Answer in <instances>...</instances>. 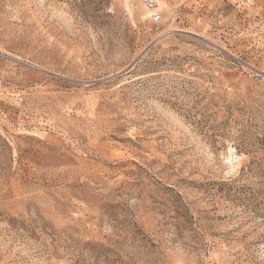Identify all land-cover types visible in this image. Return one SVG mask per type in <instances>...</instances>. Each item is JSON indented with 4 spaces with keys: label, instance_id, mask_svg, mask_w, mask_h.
Instances as JSON below:
<instances>
[{
    "label": "rangeland",
    "instance_id": "374dc122",
    "mask_svg": "<svg viewBox=\"0 0 264 264\" xmlns=\"http://www.w3.org/2000/svg\"><path fill=\"white\" fill-rule=\"evenodd\" d=\"M0 0V264H264V0Z\"/></svg>",
    "mask_w": 264,
    "mask_h": 264
},
{
    "label": "built area",
    "instance_id": "2783aa9c",
    "mask_svg": "<svg viewBox=\"0 0 264 264\" xmlns=\"http://www.w3.org/2000/svg\"><path fill=\"white\" fill-rule=\"evenodd\" d=\"M143 2H144L145 6H146L147 8L152 9V14H153V16H154L156 19H158V18H159V15H158L157 11L154 10V8H155V0H143Z\"/></svg>",
    "mask_w": 264,
    "mask_h": 264
}]
</instances>
